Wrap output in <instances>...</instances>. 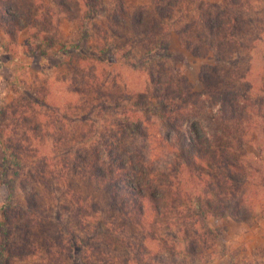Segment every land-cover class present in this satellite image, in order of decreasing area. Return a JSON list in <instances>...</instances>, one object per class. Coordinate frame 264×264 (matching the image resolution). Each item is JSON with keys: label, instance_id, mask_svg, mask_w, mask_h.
<instances>
[{"label": "trees", "instance_id": "1", "mask_svg": "<svg viewBox=\"0 0 264 264\" xmlns=\"http://www.w3.org/2000/svg\"><path fill=\"white\" fill-rule=\"evenodd\" d=\"M14 1L0 5L8 36L26 30L54 45L61 21L69 19L78 23L81 35L90 29L103 32L107 48L101 49L100 61L117 48L121 59L114 63H132L131 70L144 78L139 107L117 120L118 127L96 135L88 149L59 155L47 146L42 118L33 108L41 104L38 97L26 103L0 101V178L17 166L12 174L26 202L15 204L14 192L7 191L0 264H11L21 249L9 243L13 234L32 232L26 220L40 206L43 185L70 178L96 188L129 226L168 231L161 235L165 239L154 240H169L173 253L156 255V264H208V249L220 233L208 220L246 222L264 202V11L252 19L234 0L229 5L199 0L177 25L171 18L180 0L135 7L125 0H111L110 7L103 0ZM166 19L178 42L170 33L162 37L171 28ZM73 45L80 52L82 47ZM173 47L211 60L201 67L199 90L180 89L186 78L170 70ZM251 50L259 57L255 73Z\"/></svg>", "mask_w": 264, "mask_h": 264}, {"label": "rangeland", "instance_id": "2", "mask_svg": "<svg viewBox=\"0 0 264 264\" xmlns=\"http://www.w3.org/2000/svg\"><path fill=\"white\" fill-rule=\"evenodd\" d=\"M180 1L182 5L171 18L175 19V24L190 17L199 0ZM209 1L226 5L233 2ZM45 2L51 4V0ZM125 2L132 7L152 4V0ZM112 3L103 0L105 7ZM4 4V0H0V5ZM234 6L245 11V17L252 15L254 19L261 16V9L264 11V0H234ZM61 22L59 42L54 39V45L49 46L48 38H37L34 32L26 30L8 36L0 21V101L26 103L38 97L41 104L33 108L42 118L43 134L49 137L45 140L47 146L58 155L88 149L96 135L108 131L109 127H118L117 120L135 106L139 107L135 105L140 100L137 91L143 87L144 78L131 70L132 63H114L115 59H121V50L117 48H112V55L100 61L101 49L107 48L103 32L90 29L84 36L76 29L78 23L75 21L64 19ZM165 22L171 28L163 30L162 37L170 33L178 42L172 22L168 19ZM99 24L105 27V23ZM66 43L70 47H64ZM74 43L82 47L80 52ZM173 49L176 53L174 59L171 57L170 70L186 78L180 89L187 90L190 85L199 90V72L211 60L195 58L177 47ZM254 52H248L254 54L252 73L259 66V57ZM254 120L260 124L258 118ZM56 138L59 140L54 143ZM1 157L0 149V171ZM14 170L19 171L17 166L11 165L6 178H0V222L3 221L2 207L10 188L14 192L15 204L25 206L26 203L12 174ZM43 186L44 192L41 191L38 200L40 206L26 220H30L28 227L32 232H16L9 240L21 248L14 253L11 264H156V255L173 253L169 240H154L155 237L165 239L168 231L129 226L117 211L108 206L106 198L83 179L70 178L63 182L50 179ZM208 223L212 228L220 229L214 246L208 249L211 253L208 264L264 263V202L246 222L212 217Z\"/></svg>", "mask_w": 264, "mask_h": 264}]
</instances>
